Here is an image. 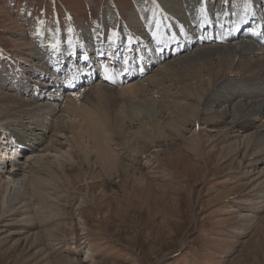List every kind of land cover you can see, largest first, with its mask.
<instances>
[{"label":"rangeland","instance_id":"obj_1","mask_svg":"<svg viewBox=\"0 0 264 264\" xmlns=\"http://www.w3.org/2000/svg\"><path fill=\"white\" fill-rule=\"evenodd\" d=\"M222 2L226 0H0V41L8 47L0 53V92L27 97L31 80H47L59 68L57 75L51 76L59 86L49 90L56 92L57 98L48 96L39 102H50L52 107L57 104L54 114L43 122L22 115L9 122L10 135L22 145L19 148L26 150H22L21 158L30 159V153L45 146L66 149L61 135L66 131L67 118L61 109L67 102L78 115L84 105L88 106L87 112L93 109L95 116L102 105L108 106L109 112L123 106L128 111L135 107L134 100L125 99L129 94L119 92L118 84L104 79L95 58L89 64L77 63L85 47L91 55L107 51L105 58L110 57V61L119 53L136 64L139 59L149 64L148 72L131 82L141 81L165 61L177 67L181 59H174L177 54L162 58V47H166L163 55L176 49L177 35L173 32L177 31L178 21L187 22V4L192 13L201 11L203 3V8H208L206 3L216 15L222 10L231 18L238 7L244 9L246 5L252 9L245 12L260 16L264 13V0H229L226 5ZM59 3L62 13L58 10L55 16L50 4L60 8ZM255 21L250 19L251 27ZM143 34L148 38L145 43L139 42ZM152 35L158 38L152 39ZM259 42L255 44L264 48V43ZM213 44L225 45L228 41ZM202 45L207 43L194 45L178 57L194 53L195 47L202 49ZM69 50L72 56L63 57ZM60 58L63 61L59 65ZM158 58L161 59L156 62ZM66 60L81 71L83 66L87 69L82 71L80 84L74 90L65 89L69 87ZM181 65L178 71L186 66ZM22 83L29 87L22 88ZM153 96L156 98L157 94ZM211 100L218 104L216 96ZM212 110L217 114L220 109ZM232 118L229 114L216 131ZM258 123L248 132L255 131ZM186 127L179 147L182 156L155 151L147 140L140 144L150 147L147 153L140 149L134 153L133 162L131 158L124 159L132 163L135 172H140L129 176L104 171L95 162V147L90 153L93 166H88L81 160L83 145L74 144V140L67 143L74 160L68 179L63 177L59 183L65 197L57 198L58 192L51 193L54 200L48 203L46 197L31 198L38 215L45 213L46 208L50 210L49 226L43 227L45 235L51 230L48 241L43 242L50 248L36 244L37 227L33 220L27 223L24 214L31 208L13 204L0 217V264H82L86 255L85 259L94 264H264V161L258 160V153L244 157L242 150L231 154L230 143L218 144L214 137L206 135L212 131L206 123L189 122ZM193 134L197 137L190 139ZM146 138L147 134L140 132L131 145ZM127 150L132 151L129 147ZM5 164L7 169L10 164ZM0 169L1 176L4 168ZM39 218L36 216L37 221Z\"/></svg>","mask_w":264,"mask_h":264},{"label":"bare ground","instance_id":"obj_2","mask_svg":"<svg viewBox=\"0 0 264 264\" xmlns=\"http://www.w3.org/2000/svg\"><path fill=\"white\" fill-rule=\"evenodd\" d=\"M225 3L229 4V0H226ZM205 5L208 8H203V3V6H200L201 11L198 9L192 13L191 6L187 4L185 12L188 15V20L185 23H180L181 20L178 21L177 31L173 32L175 36L177 35L176 49L164 56L163 51L166 47L162 48V58L177 54V58L174 59H181L177 61V67L175 68L173 62L165 61L163 65L155 66L153 73L141 81L131 82L134 77L148 72L149 64L140 62V59L136 64V61L131 60L127 55L122 57L119 53H115L113 61H110V57L105 58L107 51H98L95 55H91L88 51L89 48L85 47L86 51L79 61L77 60V63L79 62V65L83 62L89 64L95 58L98 61L97 70L105 76L104 79L118 84L119 92L129 94L125 99L127 101L134 100L132 102L138 108L134 107L128 111L126 106L123 108L119 106L121 110L115 109L109 112L108 106L102 105L98 108V114L95 116L93 109L87 112L88 106L84 105L82 110L77 111L78 115L71 104L67 102L65 108L61 109L67 118L66 129L64 124L62 125L66 133L63 131L64 133L61 135L65 138L62 145L66 146V149L45 146L42 148L44 150H38V147H35L37 151L30 153L32 154L30 159L20 158L12 162L23 153V149L19 148L22 145L9 133L10 120H16L21 117L19 115H22L24 118L35 119L37 122L42 120L43 122V120L47 121L52 113L54 114L53 111L56 110L57 104L52 107L50 102L45 101L46 105L39 102L48 96L57 98L56 92L52 93L49 90L59 86L57 81H53L51 77L52 74L57 75L59 69L47 77V80L38 82L35 79L31 80L32 89L27 97H17L15 93L7 96L6 93L0 92V150L2 151V153L0 152V168L2 170L4 168V173L0 176V217L5 216V212L13 204L18 203L23 206L27 204L26 207L31 209L24 211V214L28 218L26 222L29 223L33 220L37 227L34 238L36 244L48 241L46 238L51 230L48 235H45L43 227L49 226L48 222L52 218L48 213L50 210L46 208L45 213L42 212L38 215L34 210V204L31 203V198L46 197L48 203L54 200L51 193L58 192L57 198L65 197L59 183H62L63 177L68 179V171L72 169L71 164L74 159H72L70 145L67 143L73 140L74 144L83 145L84 159L81 160L88 166H93L90 153L95 147V162L98 161L104 171L108 174L122 173L129 176L140 172H135L132 163H126L124 159L131 158L130 161L133 162L134 153L140 149L147 153L150 147H155V151L161 149L164 155L182 156L183 150L179 147L184 141L182 132L186 131L188 123L191 122L192 125H199V123L205 125L206 123L207 126L212 127V133L207 132L206 135L214 137L218 144L230 143L228 145H231L229 146L231 154L236 155L242 150L244 157L248 154L258 153L260 154L257 156L258 160L264 161V48H259L255 44L257 41H260V45L264 43V14L260 16L253 11L252 14L245 12L251 8L246 5L244 9L237 8L238 14L234 19L229 15H223L221 18L220 14L217 17L215 11L209 10L208 4L205 3ZM250 19H256L252 27ZM142 36L139 42L145 43L148 38L146 39L144 34ZM151 38L156 39L158 35H152ZM223 41H228V44H213L215 42L223 43ZM203 43H207V45H202V49L198 46L195 47L194 53L190 52L185 56L178 57L181 53L192 50L194 45ZM68 52H70L69 55H67ZM72 54L73 52L69 50L62 56L70 57ZM160 54L161 52L158 53V55ZM160 59L158 58L156 62H159ZM61 60L60 58L57 63ZM182 63L186 66L178 71L177 69L183 66ZM70 64V61L67 60L64 63L70 73L67 81L70 87L66 90L77 88L80 84L79 79L82 71L87 70L85 66L82 67V71L76 67H68ZM53 82L55 83L53 84ZM21 87L26 89L29 86L22 83ZM94 91L103 93L101 89ZM46 92L47 96H45ZM153 93L157 94L156 98ZM212 96L219 99L218 104H213ZM72 100L79 103L76 99ZM214 107L220 109L219 113L212 112ZM205 110L207 115L206 113L203 115ZM143 114L144 117H142ZM229 114L233 115L230 122L224 123L225 125L216 131L215 128L222 126L224 119ZM256 121L259 123L256 125L255 131L248 132ZM41 129H43L42 126ZM140 132H145L148 138L131 145L133 139H137ZM163 137L166 138L163 139ZM195 137L197 135L193 134L190 139H195ZM86 140L90 141L93 146L90 143L86 144ZM147 140L151 143L150 147L146 148L145 145H140L146 143ZM212 141H214L213 138ZM11 143L14 144L12 147L9 145ZM77 147L80 149L79 145ZM128 147L131 148L133 152H130L132 153L127 152ZM3 148L7 153L3 151ZM61 152L63 155H60ZM150 155L152 154L147 156ZM7 156L9 160L6 159ZM5 163L10 164L7 169L3 167L6 165ZM62 185L65 187L64 184ZM51 205L53 206L52 202ZM35 215L40 217L39 221L36 220ZM24 228L26 229L27 226ZM43 245L47 249L50 248L47 244ZM85 258L82 260V264L90 262V259L86 260Z\"/></svg>","mask_w":264,"mask_h":264},{"label":"trees","instance_id":"obj_3","mask_svg":"<svg viewBox=\"0 0 264 264\" xmlns=\"http://www.w3.org/2000/svg\"><path fill=\"white\" fill-rule=\"evenodd\" d=\"M47 1L49 2L50 0H47ZM60 4H61V3H60ZM61 5H62V4H61ZM35 8H36V11L39 12V11H38V7L35 6ZM50 9H51V10L54 9L55 11L60 10L59 7H58V5H55V4H54V6L50 4ZM44 10H45V9H44ZM0 48H2L3 50H7L6 48H8V47H7V45H5V42L0 41Z\"/></svg>","mask_w":264,"mask_h":264}]
</instances>
